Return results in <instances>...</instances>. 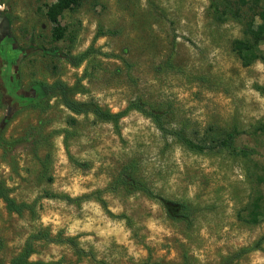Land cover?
Masks as SVG:
<instances>
[{
    "label": "rangeland",
    "instance_id": "1",
    "mask_svg": "<svg viewBox=\"0 0 264 264\" xmlns=\"http://www.w3.org/2000/svg\"><path fill=\"white\" fill-rule=\"evenodd\" d=\"M53 1L0 0V48L5 43L15 54L11 72L0 64V179L16 199L37 200L35 220L8 213L0 200V264H8L36 226L78 236L96 259L78 261L68 246L54 244L37 247L32 259L179 264L185 256L195 264L227 258L264 264V239L257 245L264 214L251 221L252 200L264 197V62L245 67L232 49L245 37L242 25L215 17L209 0H78L59 16L65 33L53 42L46 17ZM55 45L56 55L47 54ZM89 47V63L65 61L66 52ZM259 49L264 55V40ZM55 79L73 86L77 99H94L112 111L136 97L168 109L170 126L184 127L194 139L236 125V144L256 153L188 150L135 110L118 128L92 115H74L77 123L69 127L72 114L58 98L35 107V81ZM65 129L73 132L67 139ZM36 153L49 154L51 180L40 177ZM125 163L155 192L186 202L190 223L170 219L141 192L105 189ZM96 190H103L105 207L94 198L77 204L43 196Z\"/></svg>",
    "mask_w": 264,
    "mask_h": 264
},
{
    "label": "trees",
    "instance_id": "2",
    "mask_svg": "<svg viewBox=\"0 0 264 264\" xmlns=\"http://www.w3.org/2000/svg\"><path fill=\"white\" fill-rule=\"evenodd\" d=\"M78 3V0H54L47 5L46 17L51 24V39L53 42L63 38L65 30L61 25L59 16L61 13L73 7ZM209 8L212 14L217 18H231L235 22L240 23L243 27L244 38L235 39L232 42V49L238 55L243 66L247 67L260 60L264 62V55L259 49V44L264 40V5L263 0H209ZM101 34L112 33V31L99 30ZM60 50L58 46H53L50 55H56ZM92 47L78 53L66 52L64 54L65 61L73 66L79 67L85 62L91 61ZM87 73V69L83 72V77ZM39 91L40 102L35 104L39 107L43 100L58 98L60 104L65 107L72 115L66 120L69 127H74L77 123L74 115H92L99 122L111 123L118 128L119 121L129 111L135 110L151 119L156 129L163 137H172L179 142L184 148L194 152H214L226 151L231 154L248 156L256 153V150L239 146L236 144V138L241 133V130L236 126H232L222 132L216 133L208 140H199L192 138L184 127H172L169 122L168 109H162L152 104H149L140 97L129 100L127 105L118 111H112L94 99L80 100L75 97L77 90L73 86L68 85L61 79H55L52 82L35 81L34 83ZM32 131L36 128L30 127ZM35 133V132H34ZM65 138L72 135V131L65 129ZM33 135L32 132L26 134ZM41 138V135H39ZM5 140L0 136V145H3ZM36 157L40 163L39 175L42 178L51 180L49 174L50 156L46 154ZM84 166L87 164L84 163ZM134 165L122 164L113 174L112 180L108 183L105 189L110 191L122 190L125 193L132 194L141 192L149 199L157 202L164 210L167 217L174 221H183L190 223V209L186 202L170 199L155 192L143 179L139 178L134 172ZM103 190H96L88 194H82L77 197H71L65 193H51L45 191L43 196L48 198H58L70 203H79L81 200L94 198L103 207L105 201L101 197ZM0 200L2 201L5 210L10 214L17 216L28 215L30 219L35 220L37 217L36 201L32 202L18 200L10 192L6 183L0 179ZM251 221L257 223L259 217L264 214V197L259 195L251 202ZM120 217H124L123 214ZM264 239V235L258 240L257 245ZM66 245L71 250L73 256L80 261L85 258L96 259L92 250L86 249L80 245L78 236L66 235L61 230L53 232L48 226H36L25 237L21 247L14 253L8 264H63L64 258L60 257L54 261H45L42 259H32V255L36 252L37 247L44 245ZM232 259H225L221 264H232ZM104 264H109L104 262ZM141 264H169L159 260L147 259ZM179 264H195L183 256V261Z\"/></svg>",
    "mask_w": 264,
    "mask_h": 264
},
{
    "label": "flooded vegetation",
    "instance_id": "3",
    "mask_svg": "<svg viewBox=\"0 0 264 264\" xmlns=\"http://www.w3.org/2000/svg\"><path fill=\"white\" fill-rule=\"evenodd\" d=\"M6 45L5 43H3L1 45L0 48V64L3 68H7V72H11L12 68H13V64L12 61L15 58V54L11 53V51L9 50V48H11L10 46H4ZM4 52H6V54L4 55Z\"/></svg>",
    "mask_w": 264,
    "mask_h": 264
}]
</instances>
